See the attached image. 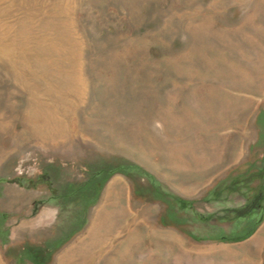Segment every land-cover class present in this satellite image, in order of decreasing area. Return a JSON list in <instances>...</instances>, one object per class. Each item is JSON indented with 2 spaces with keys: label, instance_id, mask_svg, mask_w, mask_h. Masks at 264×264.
Listing matches in <instances>:
<instances>
[{
  "label": "rangeland",
  "instance_id": "374dc122",
  "mask_svg": "<svg viewBox=\"0 0 264 264\" xmlns=\"http://www.w3.org/2000/svg\"><path fill=\"white\" fill-rule=\"evenodd\" d=\"M263 162L264 0H0V264H264Z\"/></svg>",
  "mask_w": 264,
  "mask_h": 264
},
{
  "label": "trees",
  "instance_id": "16d2710c",
  "mask_svg": "<svg viewBox=\"0 0 264 264\" xmlns=\"http://www.w3.org/2000/svg\"><path fill=\"white\" fill-rule=\"evenodd\" d=\"M97 172L93 174L88 181L81 183V185H76L71 187V199H65L63 202H59V207L67 203L74 202L79 210L75 214L76 225L80 226L84 221V212L86 206L92 205L96 201L99 187L101 185V180L103 176ZM94 176V177H93ZM254 178H258V183L255 185L253 192L248 196V199L245 203L249 204V210L245 211L243 214L236 216L235 222L236 225H239L241 222L245 221L243 229L232 230L230 232H219L213 236H210L209 239L222 240V241H237L242 240L248 237L256 228V226L263 219V210H264V162L262 166L254 173ZM243 179V178H242ZM244 181V180H243ZM237 177L231 179L223 187L225 189H232V191H237L238 186L242 185L243 182ZM223 189L219 188L216 191H213L209 194L208 200H218ZM69 195V194H67ZM175 201L181 209H192L193 200L183 199L180 197H175ZM195 217L201 220H210L216 219L218 221L224 220L225 216L219 215L218 213H211L209 215H203L200 212L193 211ZM9 216L7 211H0V241L6 242L8 240L9 229L6 225V220ZM71 229L70 231L72 232ZM206 238V237H205ZM64 239L59 238L56 244H60Z\"/></svg>",
  "mask_w": 264,
  "mask_h": 264
},
{
  "label": "bare ground",
  "instance_id": "6f19581e",
  "mask_svg": "<svg viewBox=\"0 0 264 264\" xmlns=\"http://www.w3.org/2000/svg\"><path fill=\"white\" fill-rule=\"evenodd\" d=\"M58 128H59V126H58ZM101 217V216H100ZM104 217V216H103ZM97 219V218H96ZM104 225V224H103Z\"/></svg>",
  "mask_w": 264,
  "mask_h": 264
}]
</instances>
